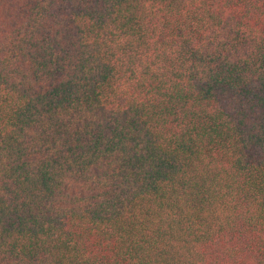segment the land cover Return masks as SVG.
Listing matches in <instances>:
<instances>
[{
	"label": "trees",
	"instance_id": "obj_1",
	"mask_svg": "<svg viewBox=\"0 0 264 264\" xmlns=\"http://www.w3.org/2000/svg\"><path fill=\"white\" fill-rule=\"evenodd\" d=\"M0 264H264V0H0Z\"/></svg>",
	"mask_w": 264,
	"mask_h": 264
}]
</instances>
